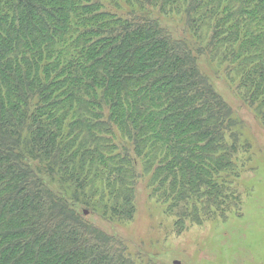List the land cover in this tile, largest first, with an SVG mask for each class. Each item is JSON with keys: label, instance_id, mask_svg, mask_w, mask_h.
<instances>
[{"label": "trees", "instance_id": "trees-1", "mask_svg": "<svg viewBox=\"0 0 264 264\" xmlns=\"http://www.w3.org/2000/svg\"><path fill=\"white\" fill-rule=\"evenodd\" d=\"M205 52L264 125V0H0V264H136L92 218L132 220L144 179L179 234L243 216Z\"/></svg>", "mask_w": 264, "mask_h": 264}, {"label": "rangeland", "instance_id": "rangeland-1", "mask_svg": "<svg viewBox=\"0 0 264 264\" xmlns=\"http://www.w3.org/2000/svg\"><path fill=\"white\" fill-rule=\"evenodd\" d=\"M157 16L176 36L183 34L193 41L182 16ZM197 65L232 109L242 142L250 145L249 152L239 156L240 178L234 185L242 196L243 216H231L225 222L212 219L198 226L188 223L179 234L175 218L169 217L166 207L150 197L144 179L136 190L132 220L123 222L97 215L92 220L106 233L122 240L127 257L136 264H264V125L241 100L223 67L213 63L206 52Z\"/></svg>", "mask_w": 264, "mask_h": 264}, {"label": "water", "instance_id": "water-1", "mask_svg": "<svg viewBox=\"0 0 264 264\" xmlns=\"http://www.w3.org/2000/svg\"><path fill=\"white\" fill-rule=\"evenodd\" d=\"M84 214H85V215H87V214H88V212H87V211H85V212H84Z\"/></svg>", "mask_w": 264, "mask_h": 264}]
</instances>
